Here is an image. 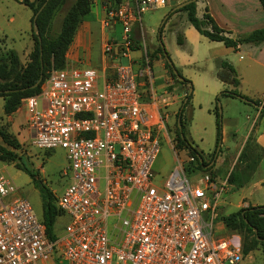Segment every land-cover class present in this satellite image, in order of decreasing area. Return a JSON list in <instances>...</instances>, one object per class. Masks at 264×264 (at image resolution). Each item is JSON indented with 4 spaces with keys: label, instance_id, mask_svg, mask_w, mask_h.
I'll list each match as a JSON object with an SVG mask.
<instances>
[{
    "label": "built area",
    "instance_id": "2783aa9c",
    "mask_svg": "<svg viewBox=\"0 0 264 264\" xmlns=\"http://www.w3.org/2000/svg\"><path fill=\"white\" fill-rule=\"evenodd\" d=\"M93 1V0H90ZM167 0H122L105 7L104 71L51 67L36 94L23 99L30 144L62 148L68 178L56 203L69 221L53 238L30 202L0 169V264H239L236 234H214L226 181L195 174L196 158H180L161 107L176 95L157 93L142 13ZM143 51L135 66L131 51ZM125 59V64L120 61ZM264 102V99H263ZM167 137L175 166L154 184L152 167ZM192 173L193 178H189ZM236 241V242H235Z\"/></svg>",
    "mask_w": 264,
    "mask_h": 264
},
{
    "label": "rangeland",
    "instance_id": "374dc122",
    "mask_svg": "<svg viewBox=\"0 0 264 264\" xmlns=\"http://www.w3.org/2000/svg\"><path fill=\"white\" fill-rule=\"evenodd\" d=\"M71 2L72 0L65 1L54 13L48 29V34L50 36H54L60 30L62 18ZM169 3L172 4V1L167 0V4L164 7L148 9L142 13L143 25H148V28L157 33L164 17L168 15L167 12L171 11L173 8H168L167 5ZM178 13L186 16L184 11H179ZM31 15V10L26 5L16 0H0V58L6 50L14 49L18 53L22 64L27 62L28 55L33 46L31 38V25L29 22ZM99 18L100 17L95 19L92 29V49L95 53L99 52L100 47L101 30ZM104 31L107 33L109 32V29L106 28ZM160 39L166 53L170 51L172 52L171 46L172 44H175L174 36L165 32V35L160 34ZM146 45L147 49H150L147 38ZM120 62L125 64L127 61L122 59ZM151 68L154 72L156 86L158 82L156 77L160 74L159 65L156 61H151ZM255 89L259 90V92H252V90ZM239 91L246 94L245 96L255 98L261 95L262 84L258 86L252 85L246 78V81L241 84ZM156 92L160 93L161 90H156ZM3 102V98L0 97V128L7 131L10 136L18 141L19 146L16 152L19 159L17 161L24 163L29 169L36 171L38 177L44 182L43 185L52 191L55 199L57 200V197L60 196L68 182V178L63 175V171L67 166L65 151L62 148L43 150L32 146L29 138L30 131L26 125L24 104L21 103L18 110L11 115H5L2 108ZM218 103L220 104L222 139L219 144L220 151L218 153V159L215 161L213 166L219 170L222 176L223 174L225 175L227 171L226 165L228 164V161H225L224 164L220 166V158L224 157L226 154L233 155L240 144L244 142V139L248 136V130L250 131L251 129L255 110L252 106L245 104L243 101L238 99H226L224 97H219ZM172 107L173 106L170 103L161 107L162 112L164 114H168V128H170L169 135L171 136V139L173 137L172 124L174 122L173 116L171 115ZM262 119H264V117H262ZM190 128L195 144H197V146L201 148V151H203L202 156L204 161L211 160V155L215 149V118L212 117L206 109H200L196 112L194 122L192 119ZM0 143L9 147L4 144L1 137ZM208 151L209 154L207 153ZM176 152L179 154L180 158H184L185 155L182 151L176 149ZM216 156L217 153L215 158H213V161L216 159ZM174 166L175 158L168 139L165 135L161 134L160 151L152 167L154 184L161 185L164 183ZM0 169L6 176L13 180L15 185L18 187V193L30 202L33 212L37 218H41V195L38 188L32 182L29 174L24 170L17 168L15 162L0 161ZM188 175L189 178H193L192 173H188ZM261 182H264V156L256 169L254 177L250 179L249 182L242 188H234V186H231L232 184L229 185L230 183H226V188L218 204L220 207L215 211L216 216L214 215V224L216 222L218 226L217 228L215 227L214 230L215 236L225 237L232 236L234 234L239 235L235 232H229L224 227L219 229L220 224L218 222H220L222 215L236 211L238 209L237 204L244 198L252 203H264V183L262 184ZM68 221V215L60 213L55 218L54 231L56 233L63 231ZM239 264H264V243L262 245H257L248 253L244 254L243 260Z\"/></svg>",
    "mask_w": 264,
    "mask_h": 264
},
{
    "label": "crops",
    "instance_id": "0c3cea01",
    "mask_svg": "<svg viewBox=\"0 0 264 264\" xmlns=\"http://www.w3.org/2000/svg\"><path fill=\"white\" fill-rule=\"evenodd\" d=\"M171 1L172 4L169 3L167 5L168 8L175 7L177 4L185 0ZM105 7L106 4L104 0L92 1L90 11L83 16L74 35V38L66 51L65 62H67L68 65L74 67H92L97 69L99 72L104 71L108 61L104 58L102 54L103 39L105 36L117 37L119 35L118 25L116 26L114 31L109 29V32L107 33L104 31L105 29L101 27V20L104 16ZM204 12L209 13L215 23L219 27L228 31L229 35L234 38L245 35L255 29L264 27V11L258 0H198L196 2L197 16H202ZM98 17H100L99 19L101 37L99 52L95 53L92 49V29L93 23ZM143 26L146 29L147 41L150 46V49H147V51L151 54V52L154 51L158 43V32L156 33L154 30L148 28V25ZM165 32H167V34H170L171 36H174L175 44H172L171 46L172 52H167L173 65L175 66L177 71L183 77L187 78L191 83L189 87V92H191V99L185 111L186 137L192 142V145L195 146L197 150L200 149L199 151H201V148H199L197 144H195L190 124L192 119L194 122L196 112L200 109H206L207 112L215 118L213 109L215 106L216 95L221 91L230 90L234 88V85L232 83L233 74L228 67L222 65L223 61H226L229 65L234 68L236 72V77L239 80V84L236 86L238 91L241 88V84L246 81V78L248 79V82L252 85L258 86L262 84V91L260 96L255 98H251L249 96L247 97L254 100L258 99L261 103L263 102L264 41L259 43L243 42L239 44L236 49L229 46H225L222 42L210 40L206 36L199 33L187 21L186 16H183L178 12L172 14L165 23L161 34L165 35ZM177 34L179 35L181 40L180 44L176 40ZM130 54L132 58L135 59V66H137V64L142 59L143 51L139 48H135L131 51ZM152 60L157 62L160 69V74L156 77L158 80L156 86L155 77L153 80L155 90L163 91L172 88V93L176 95V99L172 103L173 107L171 111V115L175 120V113L181 103V100L183 99L184 91L188 88V86L186 85L185 87H183L181 85L175 84V82L173 81L164 66V59L159 54H156V57L151 59V61ZM257 89L252 90V92L258 93L259 90ZM240 93L246 95L242 92ZM219 97H224L226 99H238L226 95H221ZM243 102L254 108V118L251 124V129L247 132L248 136L244 139V142H242L240 146L236 149V152L233 155L226 154L224 157L220 158V166L223 165L225 161H228V164L226 165L227 171L225 175L223 174L221 176L219 170H217L216 167L213 166L215 161L218 159V154L214 161L206 160V165L202 166L201 169H198L195 174L207 173L206 169L210 167V171L214 173L212 179L215 182L222 183L226 181V183H229L227 181V176L229 172L233 169L234 165H239L240 168L244 167L247 163L251 162L256 157V155L260 153L261 156L258 160L257 166L252 172H250V179L254 177L256 169L262 157L264 156V119H262L264 115L260 114L261 105L256 106L245 101ZM29 134V138H31V133ZM247 140H250V145L248 146L246 151L247 156L244 158V161L241 162L238 158ZM209 151L207 152L208 154ZM248 182H246V184ZM261 183L263 184L264 182ZM231 186L233 187L234 185L232 184ZM242 187L234 186V188ZM263 204L264 203H252L244 198L240 203L237 204V208L240 209L241 207H246L248 205L256 206ZM219 207L220 205H218L216 210ZM218 223L220 224H218L219 229H222L223 227L225 228L222 220H220V222ZM215 226L216 228L218 227L216 222Z\"/></svg>",
    "mask_w": 264,
    "mask_h": 264
},
{
    "label": "trees",
    "instance_id": "16d2710c",
    "mask_svg": "<svg viewBox=\"0 0 264 264\" xmlns=\"http://www.w3.org/2000/svg\"><path fill=\"white\" fill-rule=\"evenodd\" d=\"M67 0H47L44 7L38 12L36 16L37 30H33V16L37 13L38 9L45 2V0H18V2L26 5L32 12L31 22V38L33 42L32 50L28 55V60L25 64H22L18 53L14 49H8L4 52L0 58V97L3 98V113L5 115H11L21 105L23 99L27 96L36 94L40 91L41 84L46 79L48 71L51 67L62 68L65 65V54L71 44L77 28L85 14L90 11L92 1L90 0H72L70 6L66 10L60 25V30L54 35L48 34L51 21L53 19L56 10ZM122 0H104L107 7H117ZM196 1L189 2L181 8L171 10L164 23L158 29L161 34L165 23L170 16L176 12L184 11L187 21L202 35L206 36L210 40L222 42L225 46L232 47L234 49L243 42L259 43L264 41V27L255 29L245 35L239 37H231L225 29L219 27L209 13L204 12L202 16L198 17L196 14ZM264 11V0H258ZM159 37H157V46L151 54L148 52L150 59L156 57L159 54L164 59V66L176 85H181L188 88L184 91L183 99L175 113V120L173 126L174 149H178L184 153V155L194 156L197 164L196 168L201 169L206 165L202 151L196 149L192 145V142L186 137V115L185 111L191 99V92L189 87L190 81L183 77L173 65L168 53L169 59L164 58V50L159 43ZM176 40L180 44L181 40L179 35H176ZM164 47V46H163ZM222 65L228 67L233 74L232 83L233 89L219 92L215 98V106L213 113L215 116L216 138L215 149L211 155L213 159L220 151V142L222 139L221 132V116L217 106L219 96L226 95L229 97L238 98L253 105H261L260 114L264 115V102H260L258 99H250L249 97L241 94L236 86L239 84V80L236 77L234 68L226 61L222 62ZM173 70L177 71V74L181 78L179 80L173 73ZM41 76V80L37 86H33L34 83ZM168 91L172 92V88ZM179 118V125L177 119ZM169 127V125H168ZM170 129V128H169ZM0 137L5 145L0 143V161L2 162H15L17 168L24 170L31 177L32 182L38 188L41 200H42V215L41 220L45 225L46 234L49 238H53L55 235L54 222L56 216L63 213L56 204V199L48 188L43 185V181L38 177L37 172L29 169L24 163L17 161L19 156L16 152L19 143L10 136L7 131L0 128ZM250 140L245 142L243 149L240 152L239 160L244 161L247 156L246 151ZM219 146V147H218ZM218 148V150H217ZM261 154L256 157L244 167L234 165L233 169L227 176V181L236 187H242L246 182L250 180V172H252L257 166L258 160ZM202 158V163L199 161ZM210 167L206 169L207 173L212 177L214 173L210 171ZM221 220L229 232L238 233L241 236V250L243 254L248 253L257 245L264 243V204L263 205H248L241 207L240 209L221 216ZM255 229V231H254Z\"/></svg>",
    "mask_w": 264,
    "mask_h": 264
},
{
    "label": "water",
    "instance_id": "95a60500",
    "mask_svg": "<svg viewBox=\"0 0 264 264\" xmlns=\"http://www.w3.org/2000/svg\"><path fill=\"white\" fill-rule=\"evenodd\" d=\"M193 1H196V0H185V1H183V2H181V3H179V4H177V5H176L175 7H173L171 10H175V9L181 8V7L184 6L185 4H187V3H189V2H193ZM46 2H47V0H45V2H44V3L41 5V7L38 9L37 13L33 16L32 24H33V30H34V31L37 30L36 16H37L38 12L44 7V5L46 4ZM166 17H167V15L164 17L163 21L161 22V26H162V24L164 23V20L166 19ZM159 35H160V33L158 32V37H159ZM158 39H159V38H158ZM159 43H160L162 49L164 50V52H163V54H164V58H165L166 60H168L169 57H168V55H167V53H166V51H165V48L163 47V44H162V42H161V39H159ZM173 73L176 75V77H177L179 80H181V78H180L179 75L177 74V71H176V70H173ZM40 80H41V76L38 78V80L34 83L33 86H37V85L39 84ZM217 106H218L219 111H220V104L217 103ZM177 122H178V125H179V118L177 119ZM199 161L202 163V161H203L202 158H199ZM254 231H255V229H254Z\"/></svg>",
    "mask_w": 264,
    "mask_h": 264
},
{
    "label": "flooded vegetation",
    "instance_id": "af4514ba",
    "mask_svg": "<svg viewBox=\"0 0 264 264\" xmlns=\"http://www.w3.org/2000/svg\"><path fill=\"white\" fill-rule=\"evenodd\" d=\"M215 158V157H214ZM211 160H213V159H211Z\"/></svg>",
    "mask_w": 264,
    "mask_h": 264
}]
</instances>
